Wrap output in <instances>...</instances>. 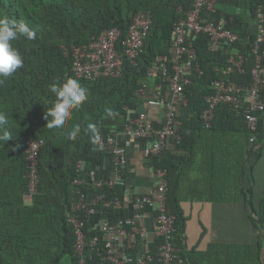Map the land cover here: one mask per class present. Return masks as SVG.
I'll return each mask as SVG.
<instances>
[{"label":"trees","instance_id":"1","mask_svg":"<svg viewBox=\"0 0 264 264\" xmlns=\"http://www.w3.org/2000/svg\"><path fill=\"white\" fill-rule=\"evenodd\" d=\"M193 1L0 0V17L24 20L36 32L35 40L20 37L13 41V46L24 58V64L0 85V111L8 115L7 125L0 127L13 136L7 143H0V264H75L76 237L68 214L74 200L72 179L76 174V164L80 159L90 158L94 151L93 134L87 131V125L95 124L97 134L124 129L128 108H137L139 99H142L140 89L147 80L148 68L157 62L159 55L171 53L174 23L192 8ZM238 6L241 11L230 15L226 23L239 35L233 50L212 49L205 35L197 39L198 59L204 74L185 86L188 103L181 106L178 116L181 139L175 140L174 150L166 147L160 157L153 159L156 167L168 169L167 205L176 215L174 241L181 247L187 218L178 193L179 175L196 155L197 141L210 131L213 135L218 131L219 138L222 128V139L227 135L234 148H228L227 163L222 162L227 165V171L225 166L222 170L223 176L227 174V178L222 180L227 185L225 198L245 206L252 228L258 233L255 243L229 245L226 263L264 264V184H257V167L264 158V113L260 117L254 149L248 146L250 131L244 107L219 104L211 127H206L201 118L207 106L206 95L214 92V80L228 78L234 83L251 82V69L255 62L251 43L255 36L247 30L248 15L256 18L258 7L262 6L264 10V0H238ZM139 11H150L152 24L137 64L124 57L120 76L94 80L76 77L72 60L65 55L64 47L85 43L107 28L118 27L122 32L121 48L122 40ZM234 51L248 56L245 72H232L225 76L222 70ZM67 78L76 79L87 88L89 98L73 112L65 130L49 129L44 116L56 100L50 92V85L63 84ZM74 125H79L81 130L77 138L71 140L67 129ZM237 132L241 147L238 149L235 146ZM241 134L243 140L240 139ZM32 138L44 141L39 151V184L35 194L29 192L26 153L27 143ZM215 153L212 163L219 174V159L221 156L225 158V154ZM95 174L107 176L101 170H96ZM85 191L88 197L102 191L112 196L118 194L119 189L97 190L85 186ZM112 209L105 214L114 223L117 218ZM92 226L93 221L87 219L89 235L102 237L103 234ZM159 244L160 237L156 239V245ZM155 247L151 253L157 256ZM97 263L98 256L94 264Z\"/></svg>","mask_w":264,"mask_h":264},{"label":"built area","instance_id":"2","mask_svg":"<svg viewBox=\"0 0 264 264\" xmlns=\"http://www.w3.org/2000/svg\"><path fill=\"white\" fill-rule=\"evenodd\" d=\"M256 19L258 31L251 43L255 62L251 69L249 84L234 83L228 78L216 79L212 82L214 92L206 95L207 106L201 114L206 127H211L215 110L221 103H229L235 107H244L247 128L250 131L249 149H254L258 138L257 130L261 115L264 113V10L257 9ZM228 17H218V0H194L192 8L181 16L173 27L172 49L169 55H159L157 62L147 70V77L158 78L161 88L157 97L149 99V105H166V112L161 125L153 123L146 111L135 107L128 108L126 124L123 130L115 129L109 134H97L94 148L99 149L114 163V174L110 177H98L94 171L87 170L86 159H80L76 164V174L72 179L74 200L68 214V221L75 231L74 252L75 264H129V249L136 248L145 239L147 232L133 229L137 219L147 208L154 212L156 232L160 237L157 256L140 251L134 257L132 264H192L184 256L182 247L175 241L176 215L167 205L169 180L168 170L164 167L155 169L156 184L148 193L136 194L131 202L134 215L131 219H120L112 223L105 213L114 206L122 204L126 190L127 146L137 140H145L146 151L151 159L160 157L166 148L168 140L181 139L178 123V107L188 103L185 96V86L193 78L204 74L196 48L197 39L205 35L212 49L233 50L239 39L238 33L226 26ZM152 24L150 11H139L133 18L122 47L119 41L122 32L118 27L103 30L99 35L91 37L87 42L64 47L65 55L72 60V70L76 77L98 79L101 77L120 76L126 57L132 64H137L139 56L144 51L145 38ZM248 56L240 51L230 53L227 65L222 70L228 76L232 72H245ZM146 85L140 89L145 93ZM169 93L166 95V93ZM127 109V107H126ZM124 136V142L118 136ZM43 139L32 138L26 147L28 160L29 192L35 194L39 184V151ZM85 186L97 190L123 189L121 195H107L104 191L88 197ZM103 211L92 226L103 234L89 235L86 230L87 219L98 210Z\"/></svg>","mask_w":264,"mask_h":264},{"label":"crops","instance_id":"3","mask_svg":"<svg viewBox=\"0 0 264 264\" xmlns=\"http://www.w3.org/2000/svg\"><path fill=\"white\" fill-rule=\"evenodd\" d=\"M240 11L238 0H218V17L222 15L229 17ZM247 30L254 36L258 31V21L256 18H251L250 15H248ZM145 85V93L140 94L142 99H139L137 109L146 111L153 123L161 125L166 112V105L155 106L147 103L149 99L157 97L158 90L161 88L160 81L151 77L145 81ZM168 94L167 92L166 95ZM180 109L181 106L177 109L178 113ZM217 132L214 131V135L211 131L207 132L197 141L196 155L184 168L183 173L179 175L181 178L178 193L187 218L185 238L181 247L184 256L192 264H227L229 245L234 247L237 244H252L257 241L258 236V233L252 228L245 206L242 203L230 202L228 198H225L227 185L223 184L222 180L223 177L227 178V174L223 176L222 170L225 166L224 169L227 171V165L222 162L227 163L226 152L228 148H234L229 143L227 135H224V139H222V128H220L219 138ZM118 138L122 143L124 142L123 135H119ZM240 139L243 140L242 134ZM235 142L238 149L240 147L238 132L235 133ZM175 146V140L167 141V149L174 150ZM146 148L145 140H137L127 146V171L125 175L127 185L125 188L129 194L123 197L122 201L124 202L122 204L114 206L112 209L117 220L131 219L134 215L131 205L133 197L138 193H148L156 184L157 179L154 172L157 167L152 162L153 160ZM223 149L225 152H222ZM215 152H219L220 155L225 154V158L221 156L219 159V174H217L218 171L215 170V165L212 163V156ZM86 161L89 172L94 171L96 173V170H101L102 173L107 174V177L114 174V163L99 149L94 148L90 158ZM122 190L119 189L118 195H121ZM97 216L99 217L97 218ZM102 216L103 211L101 212L99 209L88 220L89 222L90 220L93 221L94 224ZM132 225L133 229H144L147 236L136 248L128 250L129 264H132L134 257L140 251L151 253V249L155 246L158 251L154 212L146 208L142 212V217ZM236 264L240 263L237 262Z\"/></svg>","mask_w":264,"mask_h":264},{"label":"clouds","instance_id":"4","mask_svg":"<svg viewBox=\"0 0 264 264\" xmlns=\"http://www.w3.org/2000/svg\"><path fill=\"white\" fill-rule=\"evenodd\" d=\"M20 37L29 41L35 40L36 32L24 20H16L6 16L0 17V85H3L4 81L12 76L18 68L23 67L24 58L20 51L13 46V41ZM50 92L55 95L56 100L45 112L46 126L49 129L65 130L66 125L72 119L73 112L88 100V89L82 86L78 80L67 78L63 84L53 83L50 85ZM7 123V113L0 111V126L7 125ZM80 130L79 125L67 129L68 138L75 140ZM87 131L93 134V142H95L98 133L96 125L89 123ZM12 138L10 131L0 127V143H7Z\"/></svg>","mask_w":264,"mask_h":264},{"label":"rangeland","instance_id":"5","mask_svg":"<svg viewBox=\"0 0 264 264\" xmlns=\"http://www.w3.org/2000/svg\"><path fill=\"white\" fill-rule=\"evenodd\" d=\"M257 170V184L260 186L261 184H264V158L260 161Z\"/></svg>","mask_w":264,"mask_h":264}]
</instances>
